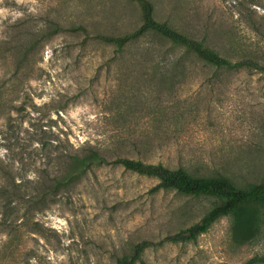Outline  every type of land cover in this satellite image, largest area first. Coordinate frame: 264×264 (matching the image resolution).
<instances>
[{
    "label": "rangeland",
    "instance_id": "rangeland-1",
    "mask_svg": "<svg viewBox=\"0 0 264 264\" xmlns=\"http://www.w3.org/2000/svg\"><path fill=\"white\" fill-rule=\"evenodd\" d=\"M151 1L176 26L219 21L253 42L263 35L264 0ZM141 24L134 0H0V184L23 185L11 227L0 226V264H114L142 240L155 245L134 264H247L264 255V213L250 233L227 216L195 241L163 242L216 200L157 190V178L120 164H97L70 192L34 203L27 186L45 170L41 143L51 139L222 173L241 186L264 180V74L191 63L162 69V79L153 65L130 63L129 50L115 61V47L96 38Z\"/></svg>",
    "mask_w": 264,
    "mask_h": 264
},
{
    "label": "trees",
    "instance_id": "trees-1",
    "mask_svg": "<svg viewBox=\"0 0 264 264\" xmlns=\"http://www.w3.org/2000/svg\"><path fill=\"white\" fill-rule=\"evenodd\" d=\"M134 1L142 12L139 28L118 36H96L106 46L115 47V61H120L129 50L130 63L153 65L162 79L168 76L162 69L183 70L191 63L218 71L245 68L264 74V30L261 40L253 42L236 33L232 26L226 28L219 21L192 28L176 26L172 21L157 18L151 0ZM77 30L89 35L83 26H78ZM19 73V70L15 73L17 81ZM41 144L47 165L26 185L36 191L35 199L31 196L34 203H38L40 197L44 201L60 192H70L74 182L97 164H120L132 172L157 178V190L171 189L187 196H207L216 200V205L199 222L166 236L163 242L195 241L218 219L227 216L232 217L236 228L245 233L252 232L254 228L259 230L261 213H264V180L241 186L222 173L216 176L194 175L183 167L170 169L160 163L135 160L108 146L66 147L60 139ZM22 189V182L18 183L16 179L0 184L1 227H11L8 213L18 208ZM153 245L152 241L142 240L136 244L131 256H123L114 264H134L141 258V253ZM247 264H264V255L254 257Z\"/></svg>",
    "mask_w": 264,
    "mask_h": 264
}]
</instances>
